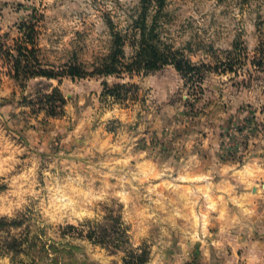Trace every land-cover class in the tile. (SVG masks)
I'll use <instances>...</instances> for the list:
<instances>
[{
  "label": "rangeland",
  "instance_id": "rangeland-1",
  "mask_svg": "<svg viewBox=\"0 0 264 264\" xmlns=\"http://www.w3.org/2000/svg\"><path fill=\"white\" fill-rule=\"evenodd\" d=\"M139 3L0 0V109L13 106L48 140L0 171V264H152L177 248L165 237L194 200L183 186L214 183L191 173L214 171V152L242 164L264 130V0H168L160 38L195 75L173 65L133 78L91 73L111 50L108 19L125 33ZM22 22L35 24L45 67L76 63L88 76L55 82L52 100L47 82L26 95L7 61ZM104 81L129 87L110 93Z\"/></svg>",
  "mask_w": 264,
  "mask_h": 264
},
{
  "label": "crops",
  "instance_id": "crops-1",
  "mask_svg": "<svg viewBox=\"0 0 264 264\" xmlns=\"http://www.w3.org/2000/svg\"><path fill=\"white\" fill-rule=\"evenodd\" d=\"M44 82L50 83L44 88L46 93L56 88L55 82L60 83L54 79H32L26 95L42 90L38 85ZM12 109L13 106L0 109V171L7 161L21 158L20 150L35 156L48 146L43 131L29 118L14 115ZM215 138L214 151L219 148ZM9 150L10 156H5ZM201 173L191 175L214 177V183L208 179L201 186H183L195 194L194 200L186 202V220L172 216L171 223L183 228L174 237H165L166 245L173 242L177 248L160 250L152 264H264V130L256 131L251 138L242 164L222 160L214 152V171ZM193 210L197 221H192ZM208 225H213L214 231Z\"/></svg>",
  "mask_w": 264,
  "mask_h": 264
},
{
  "label": "trees",
  "instance_id": "trees-1",
  "mask_svg": "<svg viewBox=\"0 0 264 264\" xmlns=\"http://www.w3.org/2000/svg\"><path fill=\"white\" fill-rule=\"evenodd\" d=\"M167 6L168 0H140L137 15L131 14L129 17L131 22L125 29V33L122 30H116L114 22L109 18L107 24L113 37L111 50L100 66L91 73L96 72L102 77L117 76L119 78H124L127 74L133 78L173 65L184 77L195 75L199 69L190 58L185 56L181 50L164 43L160 38L159 17L165 13ZM153 12L154 17L151 16ZM151 17H153L152 23L149 24ZM19 29L22 38L8 49L7 61L9 74L21 82L20 86L23 91L27 89L28 83L36 78L56 79L61 83L65 77L75 80L88 76V72L82 70L76 63L66 64L62 72L45 67L36 56L39 48L35 24L22 22ZM128 47L132 49L131 56L127 55ZM103 85L110 93L129 87L127 84H116L110 88L107 81H104ZM56 93L57 90L54 89L50 94H43V98L52 100Z\"/></svg>",
  "mask_w": 264,
  "mask_h": 264
}]
</instances>
